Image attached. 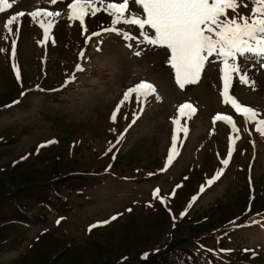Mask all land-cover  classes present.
Here are the masks:
<instances>
[{
  "label": "rangeland",
  "instance_id": "374dc122",
  "mask_svg": "<svg viewBox=\"0 0 264 264\" xmlns=\"http://www.w3.org/2000/svg\"><path fill=\"white\" fill-rule=\"evenodd\" d=\"M9 2L0 12L7 37L0 38V199L66 175L102 185L64 193L68 215L25 202L48 219L39 227L15 221L16 212L0 204V264H139L165 248L206 250L209 264H264V137L256 131L264 61L239 59L254 90L232 79L230 95L259 113L247 120L223 102L219 57L181 89L168 50L147 44L138 26L113 25L101 11L86 17L83 31L62 15L45 39L39 20L51 18L32 21L27 13L37 6L65 13L71 0ZM244 2L237 11L250 14ZM21 11L9 33L7 20ZM112 27L118 32L104 31ZM141 81L156 94L126 101L113 120L124 92ZM186 103L194 111L181 115ZM218 114L229 124L214 122Z\"/></svg>",
  "mask_w": 264,
  "mask_h": 264
},
{
  "label": "snow or ice",
  "instance_id": "6c2138e0",
  "mask_svg": "<svg viewBox=\"0 0 264 264\" xmlns=\"http://www.w3.org/2000/svg\"><path fill=\"white\" fill-rule=\"evenodd\" d=\"M14 2L18 3L19 0H14ZM49 2L56 5L63 0H49ZM249 2L252 4L251 13L241 15L237 11L240 3L248 7V3L244 0H121V2L109 0L106 4L105 0H71L67 4L69 11L65 13L49 11L47 8L37 6L34 11L27 13V16L31 17L32 21H36L38 17L51 18L46 22L43 19L39 20V27L43 29L45 39H48L50 29L54 27L55 18L62 15L66 16L69 21H78L83 31H87L86 17L96 16L101 11H106L112 17L113 25H136L141 30L140 35L147 44L168 50L167 63L173 69V78L181 89L186 84L197 83L206 62H211L210 58L219 57L222 64L220 71L223 80L221 93L223 102L230 103L231 107L247 120H256L259 114L256 109L242 105L230 95L234 76H238L240 83L253 90L256 86L255 81L241 69L238 60L251 54L264 61V0H249ZM37 4L39 5V0ZM99 5H105V7L102 8ZM12 7L13 3L9 0H0V12ZM229 10L233 13L231 16ZM25 15V12L21 11L8 19L5 25L7 31L12 33L11 26L17 16L24 17ZM104 31L118 32V29L112 27L105 28ZM124 35L131 39L127 33ZM0 38L7 39L2 33H0ZM0 51H5V49H0ZM15 55V41H13L12 56L15 57ZM135 55L139 56L141 52L137 51ZM13 70L19 80L20 73L15 64ZM77 70L82 71L79 66ZM155 94V86L147 81H141L128 88L113 113V120L120 106L126 101L135 97L137 102H140L141 98L146 100L148 96ZM186 108L192 109V106L187 103L179 105L178 112L183 115ZM220 120L230 122L231 118L218 114L214 122ZM174 123H179V121L174 120ZM232 127L235 128L234 123ZM256 131L264 137V119L257 122ZM175 146L176 136L174 135L173 148ZM228 155L230 156L231 152ZM171 158L170 155L169 162ZM228 162V159L222 161L224 165ZM220 174L218 173L214 179H218ZM211 183L213 180L208 181L209 185ZM201 190L203 191V186Z\"/></svg>",
  "mask_w": 264,
  "mask_h": 264
},
{
  "label": "trees",
  "instance_id": "16d2710c",
  "mask_svg": "<svg viewBox=\"0 0 264 264\" xmlns=\"http://www.w3.org/2000/svg\"><path fill=\"white\" fill-rule=\"evenodd\" d=\"M101 181L86 175H72L55 180L52 183H30L18 188L11 197L0 199V204L7 205L16 212L15 219L33 226L44 225L48 219L40 214L29 212L25 204L42 205L51 210L69 214L71 204L63 195L66 191L95 188ZM27 202V203H25ZM212 255L204 250L193 251L189 248L178 250L165 248L148 257L140 264H208Z\"/></svg>",
  "mask_w": 264,
  "mask_h": 264
}]
</instances>
